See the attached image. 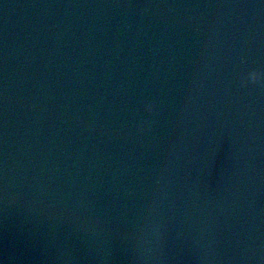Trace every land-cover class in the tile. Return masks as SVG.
Masks as SVG:
<instances>
[{
  "label": "clouds",
  "instance_id": "1",
  "mask_svg": "<svg viewBox=\"0 0 264 264\" xmlns=\"http://www.w3.org/2000/svg\"><path fill=\"white\" fill-rule=\"evenodd\" d=\"M261 80H264V71H260V70H251V71H248L244 77H243V80H242V83L244 84H247L249 82H252V83H258L260 82ZM145 110L148 112V113H152L153 110H154V106L152 104H147L145 106ZM153 234L155 236V238L157 240H159L160 236H161V233H160V230H159V227H156L153 229Z\"/></svg>",
  "mask_w": 264,
  "mask_h": 264
}]
</instances>
